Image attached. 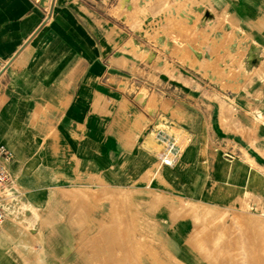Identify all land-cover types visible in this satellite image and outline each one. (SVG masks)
<instances>
[{
	"label": "crops",
	"instance_id": "0c3cea01",
	"mask_svg": "<svg viewBox=\"0 0 264 264\" xmlns=\"http://www.w3.org/2000/svg\"><path fill=\"white\" fill-rule=\"evenodd\" d=\"M115 3L0 0V144L13 152L11 169L35 164L109 186L152 184L196 200L238 201L253 168L250 148L256 177H264V85L257 102H184V88L153 71L147 49L143 65L121 51L131 35ZM182 5L226 26L217 47L195 42L204 57L225 55L223 44L234 52L247 36L241 54L264 77V0ZM251 107L260 109L263 123L255 127L254 147ZM162 117L185 120L192 134L167 169L150 151L153 123Z\"/></svg>",
	"mask_w": 264,
	"mask_h": 264
},
{
	"label": "rangeland",
	"instance_id": "374dc122",
	"mask_svg": "<svg viewBox=\"0 0 264 264\" xmlns=\"http://www.w3.org/2000/svg\"><path fill=\"white\" fill-rule=\"evenodd\" d=\"M115 2V14L131 35L121 51L143 65L147 49L153 71L184 88V102H257L264 77L241 54L247 36L238 39L234 52L223 44L218 49L226 54L210 59L194 44L202 40L217 47L226 26L186 9L185 0ZM221 17L227 18L225 12ZM162 37L168 45H161ZM249 111L248 143L254 147L262 114L256 107ZM170 119L153 123L150 151L159 152L173 137L177 159L192 134L185 120ZM246 156L253 168L234 203L196 200L152 184L109 186L35 164L22 172L10 167L0 264H264V177H256L254 148Z\"/></svg>",
	"mask_w": 264,
	"mask_h": 264
},
{
	"label": "built area",
	"instance_id": "2783aa9c",
	"mask_svg": "<svg viewBox=\"0 0 264 264\" xmlns=\"http://www.w3.org/2000/svg\"><path fill=\"white\" fill-rule=\"evenodd\" d=\"M177 139L171 138L167 145L157 153V159L161 164L172 165L178 153ZM13 160L12 150L5 144H0V225L6 217L7 201L10 199L8 193L10 164Z\"/></svg>",
	"mask_w": 264,
	"mask_h": 264
},
{
	"label": "bare ground",
	"instance_id": "6f19581e",
	"mask_svg": "<svg viewBox=\"0 0 264 264\" xmlns=\"http://www.w3.org/2000/svg\"><path fill=\"white\" fill-rule=\"evenodd\" d=\"M123 1V0H122Z\"/></svg>",
	"mask_w": 264,
	"mask_h": 264
}]
</instances>
